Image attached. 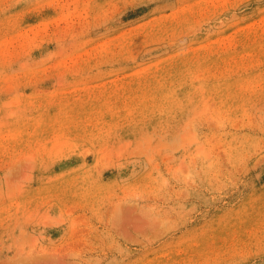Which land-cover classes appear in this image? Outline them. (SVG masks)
I'll use <instances>...</instances> for the list:
<instances>
[{
	"label": "rangeland",
	"instance_id": "374dc122",
	"mask_svg": "<svg viewBox=\"0 0 264 264\" xmlns=\"http://www.w3.org/2000/svg\"><path fill=\"white\" fill-rule=\"evenodd\" d=\"M0 264H264V0H0Z\"/></svg>",
	"mask_w": 264,
	"mask_h": 264
}]
</instances>
